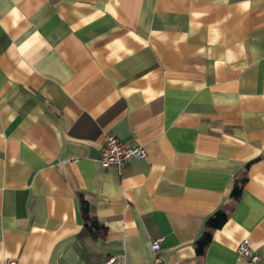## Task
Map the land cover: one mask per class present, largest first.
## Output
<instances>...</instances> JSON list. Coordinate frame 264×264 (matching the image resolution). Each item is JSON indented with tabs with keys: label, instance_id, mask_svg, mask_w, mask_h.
<instances>
[{
	"label": "crops",
	"instance_id": "1",
	"mask_svg": "<svg viewBox=\"0 0 264 264\" xmlns=\"http://www.w3.org/2000/svg\"><path fill=\"white\" fill-rule=\"evenodd\" d=\"M105 134L146 155L104 168ZM244 239L264 264V0H0V264H253Z\"/></svg>",
	"mask_w": 264,
	"mask_h": 264
},
{
	"label": "trees",
	"instance_id": "2",
	"mask_svg": "<svg viewBox=\"0 0 264 264\" xmlns=\"http://www.w3.org/2000/svg\"><path fill=\"white\" fill-rule=\"evenodd\" d=\"M247 163L244 170L241 172V175L234 178L230 187V197L233 201H237L242 192L243 185L246 182V169ZM77 199L79 203V209L83 218V232L93 239H101L105 236L106 227L98 219L95 213L92 211V208L85 198L82 192H77ZM232 203H225L221 205L214 213H212L206 220L202 234L199 236L195 242V251L197 256H202L205 252V249L211 239L212 233L214 230L220 228L227 218V212L232 210Z\"/></svg>",
	"mask_w": 264,
	"mask_h": 264
},
{
	"label": "built area",
	"instance_id": "3",
	"mask_svg": "<svg viewBox=\"0 0 264 264\" xmlns=\"http://www.w3.org/2000/svg\"><path fill=\"white\" fill-rule=\"evenodd\" d=\"M146 155L144 147L133 145L123 141L112 134H105L103 137V145L100 151L99 161L106 168L113 166L119 174L124 171L127 161L133 158H142ZM161 248V238L154 239L151 242V249L154 253L155 261L160 262L159 251ZM237 254L239 260L257 263L258 255L248 246L246 239L242 240L237 246ZM116 258L109 256L102 264H113ZM5 264H15L12 260H7Z\"/></svg>",
	"mask_w": 264,
	"mask_h": 264
}]
</instances>
